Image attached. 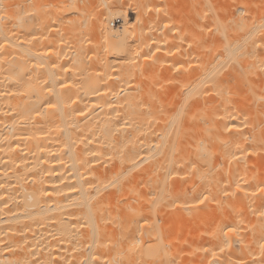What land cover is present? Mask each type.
Listing matches in <instances>:
<instances>
[{
  "label": "bare ground",
  "instance_id": "1",
  "mask_svg": "<svg viewBox=\"0 0 264 264\" xmlns=\"http://www.w3.org/2000/svg\"><path fill=\"white\" fill-rule=\"evenodd\" d=\"M218 2L0 0V264H264V3Z\"/></svg>",
  "mask_w": 264,
  "mask_h": 264
},
{
  "label": "rangeland",
  "instance_id": "2",
  "mask_svg": "<svg viewBox=\"0 0 264 264\" xmlns=\"http://www.w3.org/2000/svg\"><path fill=\"white\" fill-rule=\"evenodd\" d=\"M219 1H220V2H218V0H213V3H214V4H216V2H218V3H222V2H221L222 0H219ZM237 1H238V0H237ZM262 1H263V2H262ZM246 2H247V0H246ZM259 2H260V3H259ZM257 3H258L257 6L259 5L258 7H260V6H261L260 4H261V3H264V0H260V1L257 0ZM71 11H72V14L75 13V9H74V8H73ZM222 14H223V16H222ZM222 14H221V12H220V14H218V15L221 17V19H219V20H220L221 22H225V23L227 22L228 24H230L231 21H230L229 19H227V17L225 16L226 13L222 12ZM79 17H80V16H79ZM225 17H226V18H225ZM222 19H223V20L225 19V20L223 21ZM79 20H81V17L79 18ZM227 20H229L230 22H228ZM71 31H72V30H71ZM75 32H76V31H73L72 33H71V32H67V34H68L70 37L72 36V38L69 39V37H68V39H67V34H66L65 41H66V40L68 41V42L66 41L67 46H71L73 43L75 44V42L78 41L76 37L79 35V33L76 34ZM79 36H80V35H79ZM72 39H74L75 41L72 40ZM78 39H79V38H78ZM72 41H74V42H72ZM69 42H70V43H69ZM68 44H69V45H68ZM67 49H68V48H67ZM64 51H67V50L64 49ZM68 51H69V49H68Z\"/></svg>",
  "mask_w": 264,
  "mask_h": 264
},
{
  "label": "snow or ice",
  "instance_id": "3",
  "mask_svg": "<svg viewBox=\"0 0 264 264\" xmlns=\"http://www.w3.org/2000/svg\"><path fill=\"white\" fill-rule=\"evenodd\" d=\"M233 231V229H229V232Z\"/></svg>",
  "mask_w": 264,
  "mask_h": 264
}]
</instances>
